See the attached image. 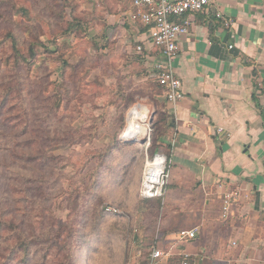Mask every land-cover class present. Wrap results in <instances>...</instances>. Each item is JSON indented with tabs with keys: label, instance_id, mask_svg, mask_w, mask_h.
Wrapping results in <instances>:
<instances>
[{
	"label": "crops",
	"instance_id": "crops-1",
	"mask_svg": "<svg viewBox=\"0 0 264 264\" xmlns=\"http://www.w3.org/2000/svg\"><path fill=\"white\" fill-rule=\"evenodd\" d=\"M110 8L102 38L156 87L160 55L149 28L132 0H111ZM190 21L172 65L183 97L172 104L162 90L153 95L171 127L158 140L170 156L157 264H182L185 256L188 264H264V0H218ZM181 229L195 230V238L178 239Z\"/></svg>",
	"mask_w": 264,
	"mask_h": 264
},
{
	"label": "rangeland",
	"instance_id": "rangeland-1",
	"mask_svg": "<svg viewBox=\"0 0 264 264\" xmlns=\"http://www.w3.org/2000/svg\"><path fill=\"white\" fill-rule=\"evenodd\" d=\"M14 1L27 7L31 17V21H20L19 30L27 39L32 33L55 48L54 53L45 54L44 47L37 46L38 64L43 65L47 58L48 90L66 94L69 75L74 72L79 91L95 94L70 123L82 133H92L91 141L59 143L51 149L56 159L51 162L48 202L59 226L66 231L72 226L78 232L72 249L74 264H144L145 255L158 241L161 217L152 200L139 195L146 160L159 149L152 142L157 131L154 111L160 105L153 97L157 89L140 81V71L129 65V56L121 54L111 39L102 38L106 0ZM72 16L86 24L87 32L60 35L63 19ZM31 73L41 75L42 70ZM142 106L147 111L146 135L135 140L122 137L129 117L139 114ZM64 111L62 108L60 113ZM116 140L123 147H113L116 149L108 156ZM40 254L34 255L32 263L38 264Z\"/></svg>",
	"mask_w": 264,
	"mask_h": 264
},
{
	"label": "trees",
	"instance_id": "trees-1",
	"mask_svg": "<svg viewBox=\"0 0 264 264\" xmlns=\"http://www.w3.org/2000/svg\"><path fill=\"white\" fill-rule=\"evenodd\" d=\"M110 3H104L105 12L112 11ZM20 21H31L29 9L17 6L14 0H0V264H35L32 259L38 252V264H74L72 249L78 232L72 226L67 231L59 226L48 202L51 162L56 159L51 149L59 143L91 141L92 133H82L70 123L82 114L87 98L95 94L79 91L74 72L69 75L66 94L50 92L47 58L43 65L38 64L37 46L44 47L45 54L54 53L55 48L32 33L27 39L19 30ZM63 24L60 35L87 32L86 24L76 16L63 19ZM36 69L42 74L31 73ZM156 89L155 94L161 92L158 84ZM156 106L153 123L157 131L152 142L160 147L159 138L171 127L168 115ZM62 108L65 111L60 113ZM115 142L108 156L123 147ZM165 151L168 171L170 155ZM149 200L162 213V197Z\"/></svg>",
	"mask_w": 264,
	"mask_h": 264
},
{
	"label": "built area",
	"instance_id": "built-area-1",
	"mask_svg": "<svg viewBox=\"0 0 264 264\" xmlns=\"http://www.w3.org/2000/svg\"><path fill=\"white\" fill-rule=\"evenodd\" d=\"M217 2L218 0H132L134 15L142 25L149 28L151 44L159 51L160 58L155 62L154 69L157 83L169 103L174 104L183 97L182 82L173 71L172 65L179 51V40L188 33L190 14L209 11ZM214 14L218 18L222 17L218 10ZM225 24L231 25L232 22L229 20ZM228 47L232 48V45ZM135 50L141 53L143 46L138 44ZM166 165L167 157L161 149H158L152 159L146 160L139 187L141 198L163 197L168 182ZM229 200L230 197L224 201L222 218L228 217ZM176 236L180 240L193 239L196 231L181 229ZM162 255V251L154 246L146 264H157ZM182 264H188L187 256L183 257Z\"/></svg>",
	"mask_w": 264,
	"mask_h": 264
},
{
	"label": "bare ground",
	"instance_id": "bare-ground-1",
	"mask_svg": "<svg viewBox=\"0 0 264 264\" xmlns=\"http://www.w3.org/2000/svg\"><path fill=\"white\" fill-rule=\"evenodd\" d=\"M129 125L126 126L122 133V137L124 138H141L146 135V128L144 127V122L147 118V111L145 107L141 108V112L139 114H133L130 117ZM132 122V119H135Z\"/></svg>",
	"mask_w": 264,
	"mask_h": 264
},
{
	"label": "water",
	"instance_id": "water-1",
	"mask_svg": "<svg viewBox=\"0 0 264 264\" xmlns=\"http://www.w3.org/2000/svg\"><path fill=\"white\" fill-rule=\"evenodd\" d=\"M130 139H134L135 140V138H130Z\"/></svg>",
	"mask_w": 264,
	"mask_h": 264
}]
</instances>
